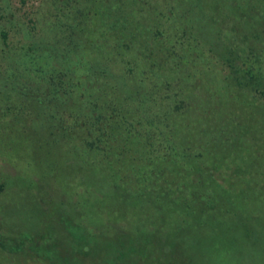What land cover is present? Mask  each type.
I'll return each instance as SVG.
<instances>
[{"label": "rangeland", "instance_id": "374dc122", "mask_svg": "<svg viewBox=\"0 0 264 264\" xmlns=\"http://www.w3.org/2000/svg\"><path fill=\"white\" fill-rule=\"evenodd\" d=\"M56 1L0 0V12L15 23L4 24L8 37L4 41L0 37V82L22 41L18 29L22 22L26 25L33 15L43 25ZM138 1L145 12L162 10L164 5L162 0L149 7L148 0ZM201 2L200 12L211 16L209 22L195 21L201 14L193 13L190 0L183 8L177 7L179 11L186 4L190 7L185 9L189 15L183 16L191 19L186 31L197 36L196 41L193 37L181 39L190 76L185 89L197 97L195 113L187 114L207 129L234 128L230 135L234 138L241 130L247 133L248 127L250 134L244 131L243 140L222 147L216 141L198 140L194 147L201 153L199 161L191 162L192 168L177 176L182 188L174 186L155 202L160 189L153 182L162 183L164 178L151 179L147 199H140L132 194L136 184L125 192L123 182L116 180L118 175L129 176L128 164L134 160L110 165L101 151L93 156L83 152L92 148L79 142H83L81 129L76 130L72 144L61 136L59 141H63L53 144L34 117L36 109L18 108L9 113L0 105V264H264V173L258 174L264 161V96L260 95L264 90V27H259L258 35L249 33L251 20L235 5L242 0ZM226 13L230 22L224 20ZM233 14L242 17L233 20ZM229 24L236 33H246L254 47L244 44L248 37L233 42ZM4 25L0 20V28ZM166 37L165 31L158 38ZM174 44L177 48L178 43ZM190 51L199 56L195 59L188 55ZM249 67L257 70V88H233L230 97L221 96L223 91L215 81L227 74L233 83L235 71L246 72ZM212 180L222 187L216 190ZM107 183L114 185L108 188ZM228 194L231 201L243 205L237 207L236 215L223 212L229 204ZM204 198L219 207L208 209ZM175 201L181 204L176 211ZM247 205H251L253 218L245 228H234L246 221L242 211ZM199 217L204 226L193 224ZM176 236L192 239L200 249L190 255L178 247ZM144 239L149 245L143 244Z\"/></svg>", "mask_w": 264, "mask_h": 264}, {"label": "trees", "instance_id": "16d2710c", "mask_svg": "<svg viewBox=\"0 0 264 264\" xmlns=\"http://www.w3.org/2000/svg\"><path fill=\"white\" fill-rule=\"evenodd\" d=\"M154 1L148 0L145 4L149 7L161 3ZM173 1L162 0V10L145 12L138 0H57L43 25L30 15L26 25L22 22L18 28L22 32V41L12 55L8 73L0 82L3 110L15 113L18 108L36 109L34 117L39 119L45 136L53 144L63 141H59L60 136L71 143L76 130L81 129L83 142H79L92 148L83 152L93 156L101 151L110 165L114 162L124 165L126 160H134V164H128L129 176L123 174L119 178L118 175L116 180L123 182L120 185L125 192L136 184L132 194L140 199H147L149 182L154 178H164L162 183L160 180L153 182L160 189L154 196L155 202L162 194H170L174 186L181 189L183 182L177 176L191 169V162L199 161L201 156L194 143L199 140L201 143L216 141L220 147L225 143L234 145L233 140L242 139L246 130L239 131L234 138L230 136L234 128L231 131L228 126L207 129L187 114L191 110L195 113L197 97L185 89L190 76L184 53L186 47L181 39L193 37L196 41L197 36L191 30L186 31L191 19L183 16L184 13L189 15L185 9L191 6L193 13H199L202 2L190 0V7L186 4V8L179 11L186 0ZM235 5L251 20L249 33L260 34L259 27H264V0H242ZM234 17L241 19L242 14H235L233 20ZM229 18L226 13L224 20ZM200 19L209 22L211 16L201 14L195 21L200 22ZM0 20L3 25H15L1 12ZM6 26L0 28L3 41L9 33ZM229 26L228 33H234L233 42L248 37L246 33H236L233 25ZM165 31L167 40H160L158 37L165 36ZM249 38L243 42L252 48L254 43L250 44ZM174 42L178 43L177 48ZM192 55L195 59L199 56ZM256 72L252 67L241 73L236 70L233 75L236 82L232 80L231 83L225 74L215 83L223 91L221 96L228 98L233 88L256 89L260 83ZM260 95L264 96V90ZM204 136L208 138H201ZM120 143L126 147L124 150L120 149ZM242 167L246 168V165ZM263 173L264 161L258 170V174ZM212 181L216 190L222 187ZM105 185L111 188L114 184ZM204 199L208 209L219 207L212 200ZM226 200L227 208L224 211L217 208L219 211H231V215H236L237 207H243L231 201L230 195ZM174 203L178 206L175 211L179 210L180 202ZM250 208L251 205H247L242 211V216H246V221L241 220L243 225L234 228L248 226L253 218ZM189 221L184 220V223L189 224ZM192 221L200 227L205 225L202 217ZM175 238L178 247L187 249L190 255L200 249L192 239ZM147 242L144 239L143 244L149 245Z\"/></svg>", "mask_w": 264, "mask_h": 264}]
</instances>
